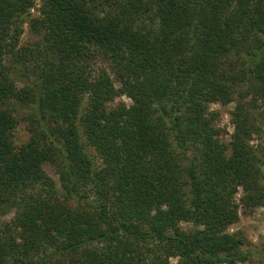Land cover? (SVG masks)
Returning a JSON list of instances; mask_svg holds the SVG:
<instances>
[{
	"label": "trees",
	"instance_id": "trees-1",
	"mask_svg": "<svg viewBox=\"0 0 264 264\" xmlns=\"http://www.w3.org/2000/svg\"><path fill=\"white\" fill-rule=\"evenodd\" d=\"M114 1L42 0L30 19L38 41L22 45L35 0H0V208L17 207L23 240L21 249L0 236V264L264 256L229 231L240 207L264 206L250 115L264 109V0H150L164 40L125 13L103 12ZM178 30L186 36L165 40ZM120 94L132 104L110 107ZM14 100L30 111L20 147L7 108ZM217 101L236 102L228 142L209 110ZM16 253L23 258L10 261Z\"/></svg>",
	"mask_w": 264,
	"mask_h": 264
},
{
	"label": "rangeland",
	"instance_id": "rangeland-1",
	"mask_svg": "<svg viewBox=\"0 0 264 264\" xmlns=\"http://www.w3.org/2000/svg\"><path fill=\"white\" fill-rule=\"evenodd\" d=\"M150 0H136L135 3L128 5L127 0H118L110 3H106L105 7L102 9L106 14H126V19H131L136 27L144 28L148 33L152 35V38L164 40L163 32L161 33V23L160 19L156 14V11L147 10L149 8ZM42 0H35V5L30 9V17L26 18V22L23 25V34L21 36V44L28 45L34 44L38 41V38L33 34L30 19L31 17H38L40 15ZM122 11H124L122 13ZM193 31V30H192ZM185 30H178L176 33H169L167 41L173 42L177 38L186 36ZM173 40V41H171ZM195 40V37H193ZM100 65H98L99 67ZM239 68V65H238ZM117 87L120 84L116 81ZM21 87H18L20 89ZM251 97L247 100L250 102ZM132 99L125 94L118 95L109 104L110 107H117L123 103L127 105L132 104ZM236 106V102L222 103L220 101L212 102L209 104V110L215 113L216 125L220 129V137L224 141H230L231 135L234 132V124L232 119V112ZM7 108L10 111L12 118L15 122L14 131V145L20 147L26 144L30 137V132L28 128L30 111L28 109H23L19 102L15 100L7 104ZM251 121L253 123V140L251 141L252 149L256 156L260 159L259 164L261 167V181L264 186V109L257 106L251 108L250 110ZM87 151L90 154L95 168H101L103 166V161L100 154L91 146H87ZM46 170L51 175L57 185L60 187L59 175L52 165L46 166ZM37 188V187H36ZM34 188L37 191L39 188ZM31 188L28 190V194L32 192ZM18 194H23L19 192ZM242 196V189L240 188L237 193V200L239 201ZM19 198V197H18ZM21 198V197H20ZM17 202V201H15ZM18 209L15 205L6 204L0 208V236L7 241L15 242L20 244L22 249V238L20 237L21 228H18ZM181 226L188 230L193 228L192 223L183 222ZM230 232L240 231L245 237H247L250 243V248L254 250H259L264 248V206H258L253 209H248L246 207H240V218L239 221L230 226ZM15 243V245H16ZM14 245V246H15ZM14 256V257H13ZM11 256L10 261H14V258H23L20 253H16ZM35 258H41L40 255H34ZM28 260V258H24ZM42 260V259H39ZM177 259L173 258L171 260L172 264H176ZM13 263V262H12ZM13 264H17L14 262ZM240 264H264V256L261 253H254L253 256Z\"/></svg>",
	"mask_w": 264,
	"mask_h": 264
}]
</instances>
